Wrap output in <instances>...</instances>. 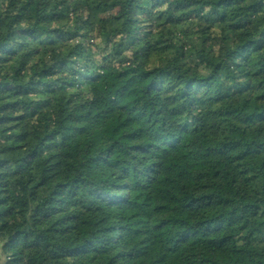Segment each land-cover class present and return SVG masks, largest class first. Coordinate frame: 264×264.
I'll return each instance as SVG.
<instances>
[{
  "label": "trees",
  "instance_id": "16d2710c",
  "mask_svg": "<svg viewBox=\"0 0 264 264\" xmlns=\"http://www.w3.org/2000/svg\"><path fill=\"white\" fill-rule=\"evenodd\" d=\"M3 264H264V0H0Z\"/></svg>",
  "mask_w": 264,
  "mask_h": 264
},
{
  "label": "rangeland",
  "instance_id": "374dc122",
  "mask_svg": "<svg viewBox=\"0 0 264 264\" xmlns=\"http://www.w3.org/2000/svg\"><path fill=\"white\" fill-rule=\"evenodd\" d=\"M5 261V256L2 254V251L0 249V264H3Z\"/></svg>",
  "mask_w": 264,
  "mask_h": 264
}]
</instances>
